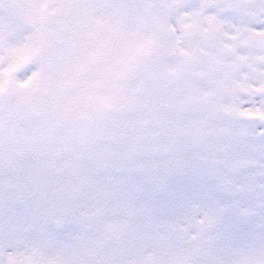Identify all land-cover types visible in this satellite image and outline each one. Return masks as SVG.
<instances>
[{"label": "rangeland", "instance_id": "374dc122", "mask_svg": "<svg viewBox=\"0 0 264 264\" xmlns=\"http://www.w3.org/2000/svg\"><path fill=\"white\" fill-rule=\"evenodd\" d=\"M256 30L264 0H0V264H264V221L165 191L250 163Z\"/></svg>", "mask_w": 264, "mask_h": 264}, {"label": "snow or ice", "instance_id": "6c2138e0", "mask_svg": "<svg viewBox=\"0 0 264 264\" xmlns=\"http://www.w3.org/2000/svg\"><path fill=\"white\" fill-rule=\"evenodd\" d=\"M250 104L251 101L242 107H249ZM247 126L256 148L241 143L234 145L231 151L234 155L249 157L250 163L240 168H224L219 172L231 177V187H222L213 177L205 174L195 184L185 178H177L165 189L194 187L202 200L220 206L227 222L222 231L224 239L242 238L254 229L258 219L264 221V119L249 120ZM237 207H252L257 210V216L242 218L234 215L232 210Z\"/></svg>", "mask_w": 264, "mask_h": 264}, {"label": "water", "instance_id": "95a60500", "mask_svg": "<svg viewBox=\"0 0 264 264\" xmlns=\"http://www.w3.org/2000/svg\"><path fill=\"white\" fill-rule=\"evenodd\" d=\"M252 39L257 44H263L264 43V32H256L252 35Z\"/></svg>", "mask_w": 264, "mask_h": 264}, {"label": "bare ground", "instance_id": "6f19581e", "mask_svg": "<svg viewBox=\"0 0 264 264\" xmlns=\"http://www.w3.org/2000/svg\"><path fill=\"white\" fill-rule=\"evenodd\" d=\"M78 264H81V263H78Z\"/></svg>", "mask_w": 264, "mask_h": 264}]
</instances>
